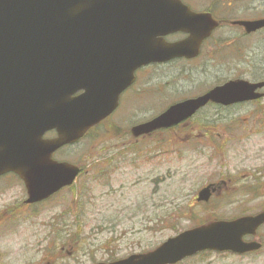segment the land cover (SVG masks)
<instances>
[{
	"label": "rangeland",
	"instance_id": "1",
	"mask_svg": "<svg viewBox=\"0 0 264 264\" xmlns=\"http://www.w3.org/2000/svg\"><path fill=\"white\" fill-rule=\"evenodd\" d=\"M253 3L259 6L263 0ZM256 10L246 11V17L264 12ZM216 45H207L195 62L149 70V84L145 76L131 103L124 96L116 114L122 118L60 153L83 170L73 190L30 207L20 187L0 183V211L9 205L18 208L17 218L0 225V264L123 259L153 251L199 225L264 209V178L248 180L250 175L264 176V122L257 121L255 107L219 111L210 106L175 131L145 139L131 134L132 127L185 98L198 97L228 79L253 81L262 75L264 35L232 44L231 50ZM244 52L245 59L239 56ZM228 176L237 182H228V189L210 204H196L203 187L221 184L211 181ZM243 178L246 182L239 181ZM260 238L263 248L256 254H210L184 264H264V230Z\"/></svg>",
	"mask_w": 264,
	"mask_h": 264
},
{
	"label": "water",
	"instance_id": "2",
	"mask_svg": "<svg viewBox=\"0 0 264 264\" xmlns=\"http://www.w3.org/2000/svg\"><path fill=\"white\" fill-rule=\"evenodd\" d=\"M118 1L0 0V176L19 175L28 204L76 180L80 169L54 162L52 155L116 110L137 69L174 57L194 58L209 35L178 45L140 40L131 33L134 10ZM262 27L264 20L246 22L247 31ZM262 87L227 83L133 128V135L179 124L209 102L229 106L259 99L254 91ZM50 131L57 137L44 139ZM215 191L208 186L197 201L208 202ZM263 224L264 212L215 221L169 238L152 252L110 264H178L205 251L245 254L261 248L243 239Z\"/></svg>",
	"mask_w": 264,
	"mask_h": 264
},
{
	"label": "flooded vegetation",
	"instance_id": "3",
	"mask_svg": "<svg viewBox=\"0 0 264 264\" xmlns=\"http://www.w3.org/2000/svg\"><path fill=\"white\" fill-rule=\"evenodd\" d=\"M118 1V0H117ZM119 2V1H118ZM122 4L126 5L125 8L133 9V23L131 26V33L136 37H141L140 40H153V41H161L167 45H178L181 43H190L197 39V36H201L204 33L209 32V35L205 37L202 41L200 46V54L194 59H188L187 57H177L168 62H164V64H151L146 67L140 68L135 73V81L134 83L120 95L119 105L116 111L104 122H102L99 126H106L109 123L113 122L116 118H122V116H116L117 111L121 109L123 105V98L127 96V104H129L130 97L138 91L139 83L142 79L146 77L145 84H149L148 82V71L153 68H160V67H172L177 63H192L197 61L204 52L206 51V46L209 44H217L216 46H220L224 44L227 49L231 50L232 44L241 42V41H249L251 39H257L264 35V27L257 29L255 31H247L246 30V22H259L264 20V12H260L259 16L256 17H246V11L249 15L250 12H254L256 7L264 9V0L263 3L259 6H254L253 0H125ZM258 12V10H256ZM234 48H239V46H235ZM241 58H246V52L244 55L239 54ZM242 59V60H243ZM262 70V75L255 78L253 81L246 79V81L256 84L260 82H264V68ZM260 74V73H259ZM236 80H245L244 77L228 79L223 83L211 88L210 90L206 91L200 96L208 93L212 89L222 86L230 81ZM138 93V92H137ZM256 95H261L262 97L256 101H251L248 103L243 104H235L229 107L223 106H215L212 103H209L204 109L213 106L217 108V110H233L236 108L241 107H255L256 113L259 114L256 116L258 122H264L263 115L264 109L262 108V104H264V87L262 89H258L255 91ZM198 96V97H200ZM195 97V98H198ZM194 97L185 98L180 102H177L173 105L178 103L184 102L186 100L195 99ZM171 105V106H173ZM169 106V107H171ZM168 107V108H169ZM167 108V109H168ZM166 109V110H167ZM202 109V110H204ZM200 110L192 119L197 117V115L202 111ZM160 115V114H159ZM158 116V115H157ZM156 116V117H157ZM155 118V116L153 117ZM153 118L149 119L151 121ZM192 119L182 123L179 126L170 128V129H162L154 131L148 135L141 136V139L150 138L151 136L162 133V132H171L175 131L176 128L183 126L186 123L193 121ZM146 121V122H148ZM145 123V122H144ZM141 124V123H140ZM98 126V127H99ZM133 128V127H132ZM132 130V129H131ZM54 136V135H52ZM63 148L56 152L53 155V159L58 162H65V160L61 159L60 153L67 149ZM262 177H256L255 175H250L248 180L251 182L259 181ZM11 179H15V182H11ZM241 182H246V178L239 179ZM9 183L14 185L15 187H20L25 194V201L27 200V190L24 183L19 179V177L13 173H7L5 175L0 176V183ZM211 182H222L221 184L218 183H210L208 185H216L217 190L215 194H213V198L216 195H220L224 193L225 190L228 189V182H237L235 178H228L219 179L217 181ZM205 186V187H206ZM69 191V189H63L64 191ZM197 198V197H196ZM211 199V201L213 200ZM198 205H206L204 203H197ZM209 202V204L211 203ZM26 204V203H25ZM5 210L0 211V225L7 223L10 220H14L17 218V207L9 205L4 207ZM264 211V209L262 210ZM261 211V212H262ZM259 212V213H261ZM257 213V214H259ZM256 215V214H255ZM247 216H251L248 214ZM264 227L260 228L255 236H247L245 237V242H258L262 245L260 236ZM262 250V249H261ZM260 250V251H261ZM260 251L247 253L244 256H249L252 254H256ZM116 260H106V262H98V263H112ZM97 264V263H93Z\"/></svg>",
	"mask_w": 264,
	"mask_h": 264
},
{
	"label": "trees",
	"instance_id": "4",
	"mask_svg": "<svg viewBox=\"0 0 264 264\" xmlns=\"http://www.w3.org/2000/svg\"><path fill=\"white\" fill-rule=\"evenodd\" d=\"M210 254H212V253H204V254H200L199 256L196 257V259H197V258H203V257L209 256Z\"/></svg>",
	"mask_w": 264,
	"mask_h": 264
}]
</instances>
